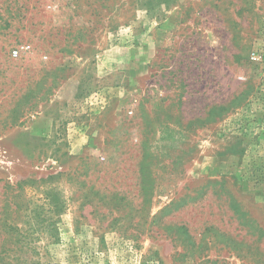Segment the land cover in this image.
Returning a JSON list of instances; mask_svg holds the SVG:
<instances>
[{"label": "rangeland", "instance_id": "rangeland-1", "mask_svg": "<svg viewBox=\"0 0 264 264\" xmlns=\"http://www.w3.org/2000/svg\"><path fill=\"white\" fill-rule=\"evenodd\" d=\"M0 264H264V0H0Z\"/></svg>", "mask_w": 264, "mask_h": 264}, {"label": "built area", "instance_id": "built-area-1", "mask_svg": "<svg viewBox=\"0 0 264 264\" xmlns=\"http://www.w3.org/2000/svg\"><path fill=\"white\" fill-rule=\"evenodd\" d=\"M33 51V46L29 43H22L20 45H17L12 50V56L14 58H20L26 53H31Z\"/></svg>", "mask_w": 264, "mask_h": 264}]
</instances>
